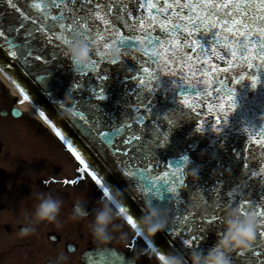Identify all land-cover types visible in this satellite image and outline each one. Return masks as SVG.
I'll return each mask as SVG.
<instances>
[{
  "label": "snow or ice",
  "instance_id": "obj_1",
  "mask_svg": "<svg viewBox=\"0 0 264 264\" xmlns=\"http://www.w3.org/2000/svg\"><path fill=\"white\" fill-rule=\"evenodd\" d=\"M0 3L10 9V14H18L13 15L15 22L5 27L0 13V50L6 48L5 54L13 60L23 61L24 65L33 59L53 63L61 55L68 57L70 38H78L93 49L89 63L76 67L79 75L91 69L84 80L92 78L98 83L91 89L92 99L83 101L82 98L83 111L72 106L73 115L90 135L111 146L112 154L124 165L127 177H137L142 182L137 187L146 202L167 207L172 201L181 200V189L186 186L184 164L190 158L187 154L181 155L178 161L167 162L166 170L154 174L160 168L157 149L170 143L171 134L181 121L191 116L198 120L196 132L204 133L210 128L217 135H223L229 114L237 108L235 86L247 80L256 89L264 83V0H33L31 7L39 10L35 14L21 10L14 0H0ZM198 33L201 38H197ZM207 33L212 35L205 46L202 38ZM113 48L120 52V58L112 56ZM138 48L142 55L132 56L137 67L135 70L126 67L122 56ZM37 52L40 56H34ZM109 66L125 68L123 79L133 84L129 91L135 96L132 105L135 119L131 122L104 124L99 103L90 102L97 97L100 101L107 98L104 85L109 78L106 75ZM165 76L170 81L167 89L162 79ZM36 79L44 81L46 86L47 76ZM13 83L25 100L31 98L21 83L15 79ZM74 86L78 91L84 87L80 83ZM177 88L180 107L156 112L152 102L155 94L162 89ZM40 115L84 168L91 171L103 194H109V187L85 162L73 141L66 138L43 110ZM243 130L247 132V141L242 151L233 149L234 155L248 169L249 156L255 157L258 152L261 163L258 171H251V176L264 179V125L258 128L245 125ZM133 161L140 166L132 164ZM220 183L209 190L207 199L201 197L199 203H194L193 212H182L169 225L167 231L175 236L170 241L173 250L187 255L201 249L208 229L223 218L221 210L234 205L242 216H255L258 226L251 247L229 255L231 264H264V192L249 200L242 194L237 195L238 185L223 194ZM119 210L136 229V234L141 235L134 219L140 210L130 214V209L123 204ZM147 247L163 258L164 253L152 241ZM100 259L102 262L104 258Z\"/></svg>",
  "mask_w": 264,
  "mask_h": 264
},
{
  "label": "water",
  "instance_id": "obj_2",
  "mask_svg": "<svg viewBox=\"0 0 264 264\" xmlns=\"http://www.w3.org/2000/svg\"><path fill=\"white\" fill-rule=\"evenodd\" d=\"M14 2L23 11H29L33 14L39 11L31 7L33 0H14ZM0 13L3 14V25L5 27L9 23L15 22L13 15H18L10 14V9L3 3H0ZM211 35L212 33L204 34L202 43L205 46L208 45ZM197 38H201L199 33ZM47 50L50 51V49ZM5 53L6 48L0 50V70L9 84L18 89L16 84L13 83L15 79L26 88L31 97L29 99L31 104L37 110H43L49 119L62 129L66 138L73 141L74 146L84 156L85 162L89 164L92 170L97 171V174L104 180L105 185L109 187L111 192L118 190L122 194L121 203L130 209V214L137 209L140 210L134 216V219L138 222L146 205V199L137 187L142 182L137 177H127L124 174V165L118 157L112 154L111 146L107 145L101 138L90 135L80 119L74 117L73 111L71 114L65 111L66 108H72L73 105L83 111V101L92 99L90 92L98 81L92 78L84 80V77L88 75L91 69L86 70L83 75H79L76 65L72 63L69 56L64 57L61 55L53 63H47L43 59H33L31 63L24 65L23 61L13 60ZM133 55L139 57L142 52L138 48L129 52L126 57L122 56V58L125 59L126 67L135 70L137 65L132 60ZM34 56H40V53H34ZM125 74V68L109 66L106 73L109 78L104 85L107 98L100 101L97 97L90 101L91 103H99L101 121L109 126L119 125L125 121L131 122L135 119V112L132 107L135 102V96L129 91L132 89L133 84L124 81L123 77ZM39 76H47L46 86L44 81L36 79ZM162 79L164 81V89H167L170 83L169 78L165 76ZM262 80H264V76H262ZM77 83L84 85L79 91L74 86ZM183 87L187 88L186 85ZM235 87L237 108L229 114L228 124L224 126L223 135H217L210 128L204 133L196 132L195 127L198 120L189 116L174 129L170 137V143L164 148L157 149V159L160 162V168L156 169L154 174H159L160 170H166L165 165L167 162L178 161L183 154H187L190 157L189 161L184 164L183 171L185 173L186 186L181 189L183 192L181 200L179 202L172 201L167 206L169 209L167 226L154 237H149L144 233L149 241L154 243L157 250L164 254L176 252L170 243V241L175 240V236L167 231L169 225L174 224L176 218L182 212H193L194 203H199L201 197L207 199L208 194H210L209 190L218 181L221 182L219 187L223 194H226L237 185L239 186L237 195L242 194L243 198L249 200L255 199L264 192V179L260 176H251L252 170L258 171L259 169L261 163L259 153L257 152L255 157L249 156V167L245 169L243 161L238 159L233 152V149L242 151V146L247 141V132L243 130L245 125H255L257 128L264 125V83L258 85L256 89H252L250 82L245 80ZM179 92V88L174 91H164L163 89L158 91L152 101L154 110L158 113H163L169 109L179 108ZM66 96L70 97V101L65 99ZM61 104H64L63 108ZM184 110L187 112L186 108ZM203 118L208 119L207 116ZM103 130L107 131L109 129L105 128ZM116 139L118 140L119 137ZM132 164L140 166L136 161H133ZM192 166H199L197 177H193L189 173V169ZM83 203L88 210V216L91 215L95 206L90 202ZM181 204H183V207H181ZM230 207H234V205ZM230 207L221 210L223 218L219 219L208 229L205 234L206 239L203 240V247L198 250L207 252L218 242L221 237L220 233H223L225 228V211ZM174 211L175 216L173 215ZM181 253L186 258L190 254L185 255L182 251ZM101 257L104 258L102 262ZM83 264L137 263L120 250L98 248L84 252Z\"/></svg>",
  "mask_w": 264,
  "mask_h": 264
},
{
  "label": "flooded vegetation",
  "instance_id": "obj_3",
  "mask_svg": "<svg viewBox=\"0 0 264 264\" xmlns=\"http://www.w3.org/2000/svg\"><path fill=\"white\" fill-rule=\"evenodd\" d=\"M17 101L0 88V264H83L85 250L105 246L121 249L143 264L140 256L148 259L141 241L131 251L129 239L119 238L120 231L129 235L120 219L116 223L123 227L113 230L111 241L84 240L88 219L71 217L74 203L85 200L78 166L44 125L36 124L26 112L14 115ZM25 115L26 121L19 123ZM40 193L63 201L59 223H36L34 231L22 236L20 228L29 225ZM95 203L98 208L99 201ZM61 255L66 259L59 260Z\"/></svg>",
  "mask_w": 264,
  "mask_h": 264
},
{
  "label": "clouds",
  "instance_id": "obj_4",
  "mask_svg": "<svg viewBox=\"0 0 264 264\" xmlns=\"http://www.w3.org/2000/svg\"><path fill=\"white\" fill-rule=\"evenodd\" d=\"M112 56L120 58V52L112 49ZM91 47L78 38H70L67 45V54L75 65H86L91 56ZM70 101V97H65ZM64 107V104H61ZM65 111L72 113L70 107ZM199 166H192L189 173L197 177ZM122 194L117 190L109 194H103L99 200L100 206L94 209V219L90 223V231L95 240L109 242L113 239V230L123 227L122 223H116L117 218L127 222L126 217L120 212ZM63 201L53 196L51 193H40L38 202L35 204L32 218L28 226L20 228V235H27L34 231L33 225L42 221L56 222L61 212ZM88 216V210L82 201L74 203L71 217L78 219ZM169 221V209L162 203L146 202L143 214L140 216L137 227L141 233H146L149 237H154L158 232L163 231ZM224 232L218 242L207 252L195 250L186 258L181 252H170L163 254V258L158 255L159 264H231L229 254L233 251H247L256 239V229L258 222L255 216L249 214L242 216L239 208L230 207L225 211ZM126 231L119 232L120 239H127ZM59 260L66 257L61 255Z\"/></svg>",
  "mask_w": 264,
  "mask_h": 264
},
{
  "label": "rangeland",
  "instance_id": "obj_5",
  "mask_svg": "<svg viewBox=\"0 0 264 264\" xmlns=\"http://www.w3.org/2000/svg\"><path fill=\"white\" fill-rule=\"evenodd\" d=\"M0 88H2L3 91H4L5 93H8V94L11 95V93L9 92V90L5 88V86L2 84L1 81H0ZM11 96H12V95H11ZM14 98H17V97H14ZM2 106H3L2 103H0V108H2ZM26 113L29 114L31 117H33V120H34V122H35L36 124H37V123H38V124H41V123L38 121V119H37L33 114H31L30 112H26ZM26 118H27V116L25 115V117H24L19 123L25 122V121H26ZM74 164H75V163H74ZM91 189H94V191L96 192L95 195L92 194ZM83 196H84V199H85V200H91L92 198H94L93 200L96 201L97 203H98V201L100 200V193L97 192V190H95V188L93 187V185H92L90 182H88V181H84V182H83ZM94 201H93V202H94ZM98 204H100V203H98ZM99 206H100V205H99ZM92 219H94V215H93ZM117 220H118V218H117ZM90 221H91V218H90V220L85 221V224L88 223V222H90ZM89 225H90V224H89ZM83 233H84V240H85V241H86V240H87V241H88V240H94V241H97V240H95V239L93 238L90 229L85 228L84 231H83ZM131 234H132V232L130 231V232H129V235H128V237H127V241H128V239L130 238ZM97 242H98V241H97ZM138 252H139V254H140V250H139ZM140 258H141L143 264H158V262H157L156 260H154L153 258H152V259H148V260L144 259L143 256H140Z\"/></svg>",
  "mask_w": 264,
  "mask_h": 264
},
{
  "label": "bare ground",
  "instance_id": "obj_6",
  "mask_svg": "<svg viewBox=\"0 0 264 264\" xmlns=\"http://www.w3.org/2000/svg\"><path fill=\"white\" fill-rule=\"evenodd\" d=\"M0 80L7 88H9L11 90L12 95L16 96V91L14 90V88H12L9 85V83L5 80V78L1 74H0ZM19 108L22 111H27V112H30L31 114L35 115L34 111L32 110V108L30 107L29 104H23V105L19 106Z\"/></svg>",
  "mask_w": 264,
  "mask_h": 264
}]
</instances>
